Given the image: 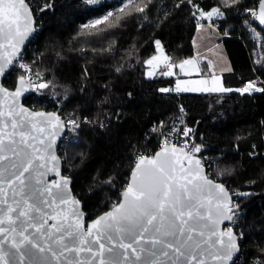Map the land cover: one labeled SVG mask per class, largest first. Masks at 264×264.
I'll list each match as a JSON object with an SVG mask.
<instances>
[{
	"label": "trees",
	"instance_id": "16d2710c",
	"mask_svg": "<svg viewBox=\"0 0 264 264\" xmlns=\"http://www.w3.org/2000/svg\"><path fill=\"white\" fill-rule=\"evenodd\" d=\"M256 1L28 0L34 13L42 10V31L30 53L41 56L36 67L53 82L43 89L36 86L24 102L46 111H58L61 105V113L83 121L80 141L62 143L59 153L88 220L120 202L137 159L156 151L151 128L180 121L195 128L197 141L222 155L212 177L232 193L253 194L244 205L245 240L236 264L264 258V92L219 98L161 91L175 83L174 76L164 73L195 55L193 39L202 24L198 17L213 7L225 13L227 19L218 27L231 36L224 43L234 72L223 84L242 88L256 73L264 80V31L241 15ZM96 20L102 22L94 24ZM162 47L166 65L149 77L146 61ZM18 77L10 74L5 85L14 88Z\"/></svg>",
	"mask_w": 264,
	"mask_h": 264
},
{
	"label": "snow or ice",
	"instance_id": "6c2138e0",
	"mask_svg": "<svg viewBox=\"0 0 264 264\" xmlns=\"http://www.w3.org/2000/svg\"><path fill=\"white\" fill-rule=\"evenodd\" d=\"M222 2L227 5L230 0ZM238 2L231 0V3ZM259 7V22L264 25V0H260ZM214 13L222 15L218 7H213L207 12H200V16L211 19ZM30 17L31 11L25 0H0V48L7 43L14 49L15 55L17 38L22 43L32 30ZM101 22L96 20L94 24ZM156 46L159 49V41H156ZM153 59L156 58L146 63L151 64ZM7 63L12 64L13 61L7 60ZM191 63V60L183 61L181 71H184V64ZM20 67L24 68V65ZM3 74L4 68L0 66V76ZM170 74V71L164 73ZM20 83H24L23 76ZM179 83L178 91L187 90L180 89ZM37 87L43 89L47 84L40 83ZM249 88H254V85L249 83L248 87L239 91L247 92ZM216 90L232 91L210 89ZM254 90L259 92L264 88ZM0 92H7V89L0 88ZM21 93L22 89L17 88L11 96L18 97ZM25 113L27 109L20 108L17 113L14 107H10L7 113L10 123H3L0 127V153L7 151L16 158L8 167L0 169V205H3L0 207V264H24L30 249L49 253L57 264H61V258L63 264H164V257L168 258V264H207L209 258L220 264L232 261L238 251L237 237L231 228L227 232L217 228L224 220H232V215H229L233 212L229 206L230 198L223 185L213 183L202 175L201 161L193 155L200 152L199 146L193 145L185 151L183 147L173 145L154 158L140 157L132 173V182L122 193L123 200L85 230L81 222L83 213L75 208L79 201L68 194L69 180L60 176L55 163L58 157L51 151L55 139L45 144L43 136L33 135V132L43 134L48 126L55 128L60 124L59 117L36 112L26 118ZM4 115L0 111V117ZM17 116L20 118L17 119ZM46 116L49 119L36 120ZM9 128L10 131H4ZM17 136L19 139H16ZM37 140L43 147L37 146ZM7 159V155H0V161ZM49 172L60 179H42ZM224 172L227 169L220 174ZM6 189L11 190V198ZM212 189L217 190L214 198L211 196ZM206 191L209 193L207 199L204 196ZM68 204L74 206L72 219L59 209L60 205ZM60 217L63 218L58 219ZM50 220L54 223L49 224ZM29 229L33 231L29 232ZM196 236L207 238L197 239ZM81 253L88 255L81 256ZM67 254H74L75 258Z\"/></svg>",
	"mask_w": 264,
	"mask_h": 264
},
{
	"label": "water",
	"instance_id": "95a60500",
	"mask_svg": "<svg viewBox=\"0 0 264 264\" xmlns=\"http://www.w3.org/2000/svg\"><path fill=\"white\" fill-rule=\"evenodd\" d=\"M25 4L27 5V8L30 9V11H31L30 19H31L32 30L28 32L27 36L23 39L22 43L20 42V38H17L15 55H13L14 49L12 47L8 46L7 43L4 44V47L0 48V66H2L4 68V74L2 76H0V88L7 89V92H0V111L5 113V115L3 117H0V127H2L3 123H10V121L8 120V116H7V113H8V110L10 107H14L17 113L19 112L20 108L27 109V113L24 114V116L26 118L30 114L36 113V112H43L45 114L51 113V114H55L56 117H59L60 124L57 125L55 128L48 126V127H46V130L43 134L33 132V135L43 136V138H45V144H47L50 139H52V138L55 139V143L52 145L51 151H53L54 154L58 157V160L55 162L56 166L60 172V176L66 177L69 180V185H68L69 193L68 194L71 197H73L74 199L79 201V204L76 205L75 208L77 209V211L83 213V215L81 217V222L84 226V229L86 230L95 220H97L101 216H105L106 213L113 211L114 207L103 212L102 214L98 215L97 217H95L91 220H88L89 214L84 209V202L78 196H76L74 191H73V179L71 177H69L68 175H65L64 170H63V160H62V157L59 153V149L61 146L62 138L66 132V125H65L64 119L56 111L36 110V109L29 107L27 104H25V102H24L25 99L30 97L34 91V88H33V85L31 83L30 79L23 76L24 77V83H23V85H21V83H20V77L21 76L18 77L16 80V84H15L14 88H9L4 83L6 77L9 76L13 72V68H14L16 59L23 53V51L26 49L27 45L30 43V41L32 40V38L35 36V34L37 32V29H36L37 21H36L35 13L31 7V5L29 4L28 0H25ZM259 5H260V2H259ZM259 5H258V10L260 12ZM258 25L264 31V25L260 24L259 17H258ZM21 27L23 28V24L21 25ZM7 60H12L13 63L8 64ZM17 88L22 89L21 95L18 97H12L11 93L16 91ZM16 118L19 119L20 117L17 116ZM46 119H49V118L47 116L36 118L37 121H42V120H46ZM10 130H11L10 128L4 129V131H10ZM16 139H19V137L17 136ZM5 140L7 142V137H5ZM35 143L37 144L38 147H43V145L39 144L38 140ZM172 146H173L172 144L165 145L164 147L158 149L153 156H142V157H144L146 159L154 158L157 153L162 152L165 148L170 149ZM175 146L177 148H181L180 146H177V145H175ZM185 151H187V150L185 149ZM0 155H7L9 157V159H7V160L0 161V169H4V168L8 167L9 164L14 162L16 159L10 152H7V151H5L4 153H0ZM177 155H179V153ZM193 155L195 156V158H197L201 161V165L203 168L202 175H206L208 179L213 181V183H219V184L224 186V188L226 189V192H227V197L230 198V205H231V202H232L231 190L223 182L217 181V180L209 177L207 170H206V167H205V164L202 161V158L199 155H195V154H193ZM139 158L137 159L136 163H138ZM36 163H40V161H37ZM136 163H135V165H136ZM135 165L133 166V168L131 170L129 184L132 182V173L135 170ZM49 166H51V162L49 163ZM41 171H43V169H41ZM25 175L27 176L28 173H25ZM177 175L178 176L180 175L179 168L177 170ZM42 179H44L45 181H52V180H58V179H60V177H57V176H55L54 173L49 172L47 174V176L43 177ZM6 191L8 192V196L11 198V190L6 189ZM216 195H217V190L212 189L211 196L214 198ZM204 196L207 199L209 197V193L206 191L204 193ZM122 200H123V196H121L120 202ZM214 205H215V199H213V212L215 213ZM0 207H3V205H0ZM73 207L74 206L71 204L60 205L59 209H63L66 213L69 214L70 219H72L73 217L71 216V210ZM48 211H51V209H48ZM201 211H205V209H201ZM229 215H232V213H229ZM62 218L63 217H60L58 219H62ZM229 222H231V220L230 221L224 220L222 223H220L217 226L218 231L227 232L224 230V227ZM52 223H54V221L50 220L49 224H52ZM190 223H191V221H190ZM201 223H203V222H201ZM4 226L7 227V225H4ZM32 231H33L32 229H29V232H32ZM232 232L237 237L238 251L236 253H234L232 261H228V262H226V264H236V260L238 259V257L241 254V251H242L239 236L237 235V233L234 230H232ZM94 235H95V233H94ZM196 238L197 239H206L207 237L196 236ZM212 239L215 240L216 237H212ZM225 239H227V237H225ZM103 242L107 243V241H103ZM109 246H111V245H109ZM94 247H98V245H94ZM145 247H147V245H145ZM119 251L122 252L123 249H119ZM67 255H69L70 258H75L74 254H67ZM87 255H88L87 253H81V256L86 257ZM106 255H107V253H106ZM163 261H164V264H168V258L167 257H164ZM24 264H57V262L51 257V255L49 253L39 252L36 249H30L28 256H26V258H25ZM61 264H63V258H61ZM207 264H220V262L211 260L209 258L207 260Z\"/></svg>",
	"mask_w": 264,
	"mask_h": 264
},
{
	"label": "built area",
	"instance_id": "2783aa9c",
	"mask_svg": "<svg viewBox=\"0 0 264 264\" xmlns=\"http://www.w3.org/2000/svg\"><path fill=\"white\" fill-rule=\"evenodd\" d=\"M260 0L254 3V8H246L242 12L241 15L248 17V21L250 23H258L259 17V5ZM44 9V8H43ZM42 10H38L35 12V17L37 21V32L35 36L32 38L30 43L27 45L26 49L23 53L16 59L13 72L17 73L20 76H25L29 78L34 84L39 85L40 83H51L53 80L49 78L45 73H43L39 67H36L37 64L41 62V56L30 53V49L32 44H34L37 36L42 31L40 25H38V17L41 15ZM255 14V15H254ZM199 23L207 22L209 24H213V22L209 21L206 17H198ZM218 26V24H217ZM23 64L24 68H21L20 65ZM11 73V74H12ZM39 73V75H37ZM256 73V72H255ZM249 83L254 85V88H264V80L256 73V80L255 81H247L244 85V88L248 87ZM254 88H249L247 92H243L242 95H254V94H262L264 91H255ZM169 93L180 95V92L177 91L173 86H169ZM62 107L59 106L58 113L64 119L66 125V132L62 138V143L64 144H71V143H78L80 141V136L78 134L79 126L82 125L83 121L79 120L73 113L65 114L61 113ZM72 121L76 123L73 124ZM78 125V126H77ZM154 135L156 139V150L162 148L164 145L172 144L178 145L186 150L191 148L193 145H197L200 147V152L194 153L198 154L201 158L203 163L205 164L207 173L209 177H212L216 169V164L222 155L219 153H214L211 151L209 146H206L199 141H197L195 137V128L185 125L183 123H174L168 127L161 125H155L151 128V131L148 134ZM187 133V135H185ZM155 151L151 152H144L141 156H153ZM264 154V153H263ZM214 178V177H212ZM219 180L218 178H214ZM253 194L251 192L242 193L236 192L232 194V202L230 207H232V220L231 222L227 223L224 227V230L227 231L228 228L234 230L240 239V244L243 247V242L245 240V203L246 200L249 199ZM234 213V215H233ZM242 236V238H241ZM241 254L236 260V263H241ZM252 264H262L264 262V258L254 259Z\"/></svg>",
	"mask_w": 264,
	"mask_h": 264
},
{
	"label": "crops",
	"instance_id": "0c3cea01",
	"mask_svg": "<svg viewBox=\"0 0 264 264\" xmlns=\"http://www.w3.org/2000/svg\"><path fill=\"white\" fill-rule=\"evenodd\" d=\"M221 13L222 15L219 16L214 13L211 19L206 17L209 21L213 22V24L205 22L207 26H205V23L198 25L193 39L195 55L187 59L191 60L192 63L184 64V71H181L180 65L183 63L182 62L175 70V74L171 73L172 75L170 76L175 77L173 87L177 89V82L179 81V85L183 89H187L180 91L181 93L216 95L217 97H223L233 92H239L241 94L239 89H243L244 87H227L223 84L224 77L232 74L234 72V67L224 43V41L231 36L227 32H223L220 27L217 26L218 23L227 19L225 13ZM202 77L207 78V81L209 79L211 80H209L208 83L205 82L204 88L197 90L195 81L200 80L202 84ZM213 88L231 89L232 91H210V89Z\"/></svg>",
	"mask_w": 264,
	"mask_h": 264
},
{
	"label": "rangeland",
	"instance_id": "374dc122",
	"mask_svg": "<svg viewBox=\"0 0 264 264\" xmlns=\"http://www.w3.org/2000/svg\"><path fill=\"white\" fill-rule=\"evenodd\" d=\"M119 1V0H118ZM97 2V0H94V2H92V3H96ZM220 12H222V11H220ZM224 13V12H223ZM205 23V22H204ZM206 25L205 26H207V23H205ZM257 41L259 42V45H261L262 44V42H263V38H262V36H259L258 38H257ZM161 45V44H160ZM164 57H165V52L163 51V47L159 50V52H158V54L155 56V58L156 59H153V61H152V63L151 64H148L149 65V77H154L155 76V73H157V75H159V71H160V68H162L163 67V65L165 64L166 65V59H164ZM262 61H263V64H264V57L262 58ZM257 62L259 63L260 62V60H257ZM170 70V69H169ZM174 70L175 69H173V70H171V73L172 74H175V72H174ZM171 74V75H172ZM213 79V78H212ZM209 80H211V79H209ZM209 80L207 81V78H204V77H202V84H201V81L200 80H196L195 81V84L197 85V90H201L202 88H204L205 87V82H209ZM33 87H34V91L36 90V89H38V88H36V85L35 84H33ZM179 87L181 88V89H183L180 85H179ZM36 88V89H35ZM219 98H220V96H219ZM59 106H61V105H59Z\"/></svg>",
	"mask_w": 264,
	"mask_h": 264
},
{
	"label": "bare ground",
	"instance_id": "6f19581e",
	"mask_svg": "<svg viewBox=\"0 0 264 264\" xmlns=\"http://www.w3.org/2000/svg\"><path fill=\"white\" fill-rule=\"evenodd\" d=\"M254 2V1H253ZM251 6H253L252 4H251ZM242 13V12H241ZM256 145V144H255ZM218 177V176H217Z\"/></svg>",
	"mask_w": 264,
	"mask_h": 264
}]
</instances>
